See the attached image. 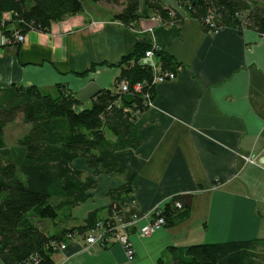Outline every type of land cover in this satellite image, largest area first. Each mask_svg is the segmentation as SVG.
<instances>
[{"label":"crops","instance_id":"0c3cea01","mask_svg":"<svg viewBox=\"0 0 264 264\" xmlns=\"http://www.w3.org/2000/svg\"><path fill=\"white\" fill-rule=\"evenodd\" d=\"M159 1L169 10L165 20L144 0L139 11L147 16L130 26L112 19L120 5L87 2L83 13L52 24L50 32H27L20 45L5 44L0 31V88L33 85L55 94L62 85L81 107L113 88L119 62L137 42L156 47L175 71L137 116L139 146L115 153L123 172L96 176L88 198L61 218L63 229L83 225L93 212L94 220L105 219L110 194L126 174L134 178L132 193L121 195L125 217L160 211L174 197L183 210L175 208L172 222L147 237L132 229V261L116 241L89 244L76 236L53 264H171L169 247L264 240V33L224 26L209 33L176 0ZM254 1L248 0L261 3ZM95 5L99 13L90 10ZM77 165L91 174L82 159ZM53 224L52 234L63 230L55 233Z\"/></svg>","mask_w":264,"mask_h":264},{"label":"trees","instance_id":"16d2710c","mask_svg":"<svg viewBox=\"0 0 264 264\" xmlns=\"http://www.w3.org/2000/svg\"><path fill=\"white\" fill-rule=\"evenodd\" d=\"M140 1L0 0V31L12 38L11 24L16 21L21 34L31 30L48 33L52 24L83 13L87 2L120 5L122 9L112 19L130 26L147 16L139 11ZM176 2L201 21L206 32L209 25L204 20L210 16L220 21L217 27L264 33V0L258 5H250L248 0ZM144 4L161 19L168 18L169 10L159 0H144ZM6 13L10 14L9 19H3ZM151 48L135 43L132 52L119 62L121 73L113 88L94 93L89 107H81L73 93L62 85L56 86L55 94L33 85L0 88V264H53V255L67 237H86L98 221L106 227L114 223L112 216L125 206L121 195L132 193L133 174H126L124 184L110 194L105 219L94 220L93 212L83 225L57 234L38 225L46 221L52 225L68 209L84 202L99 174L123 172L115 153L139 146L137 116L149 106L144 94L148 93L150 101L155 94L150 65L140 62ZM154 54L160 58L162 70L174 71L169 57L158 53L156 47ZM124 80L129 84L127 92L119 87ZM135 83L143 84L141 92H133ZM19 115L28 126L27 131L14 146H8L5 128ZM79 159L91 174L77 167L75 162ZM176 201L180 199L174 197L154 217H163L166 225L170 224ZM113 203L117 204L115 208ZM182 206L181 203L183 210ZM167 251L171 264H264V240L260 239L199 243L169 247ZM157 264L166 263L159 259Z\"/></svg>","mask_w":264,"mask_h":264},{"label":"built area","instance_id":"2783aa9c","mask_svg":"<svg viewBox=\"0 0 264 264\" xmlns=\"http://www.w3.org/2000/svg\"><path fill=\"white\" fill-rule=\"evenodd\" d=\"M11 16L10 14L6 13L3 15V19H9ZM205 24L209 25V33H215L218 29L216 26L217 24L214 22L213 18L210 16H207L204 20ZM95 24V22H92L91 25ZM13 41L15 43L23 44L26 40V34H21L18 30V28L14 29L13 34H12ZM8 39L5 38L4 41H7ZM154 48L152 47L150 50H147L145 52V57L148 58L151 63H150V68L152 72V84L156 86L158 83H162L165 80L168 79H173L175 77V71H164L161 69V63H160V58L154 54ZM120 89L122 92H127L129 89V84L127 81H122L120 83ZM143 88L142 83H135L133 85V92H141ZM144 100L148 103V105H151V101L149 99L148 93L144 94ZM243 159L245 161H251L249 156H243ZM116 203H113V207H116ZM175 207L177 209L181 208V203L176 201L175 202ZM121 207L120 209L117 210L116 213L112 216L113 219V224H108V226H104L102 221H98L95 223L94 228L89 231V233L86 236V242L89 244L93 243H107L110 241H116L119 242L123 245L125 248V253L127 256V259L131 261L133 259L134 251L133 248L129 242V235L132 229H136L138 234L142 237H147L154 233L156 230L159 228H162L163 226L166 225L165 220L163 217H155V218H150L149 221L146 222V224L142 226H137L138 222L141 219H148V217H151L152 215H157L159 214L160 211L153 212L152 214L150 213H133L131 214L130 217L125 218L123 215ZM52 246L55 247V244H52ZM66 244L65 243H60L58 246L57 250H63L65 249Z\"/></svg>","mask_w":264,"mask_h":264},{"label":"rangeland","instance_id":"374dc122","mask_svg":"<svg viewBox=\"0 0 264 264\" xmlns=\"http://www.w3.org/2000/svg\"><path fill=\"white\" fill-rule=\"evenodd\" d=\"M256 1H258V0H255L254 2H256ZM260 2H261V0H259ZM90 10L91 11H93V12H97V13H99L100 11H101V9L97 6V5H95V7H92V8H90ZM7 38V37H6ZM8 39V38H7ZM4 41V40H3ZM8 42H5L4 41V43L5 44H12V45H19L18 43H15L14 41H13V38H10V39H8L7 40ZM27 128H28V126L26 125V124H24V122L22 121V117H21V115H19L18 117H17V119L14 121V122H12V123H10L9 125H7V127L5 128V141H6V143H7V145L8 146H14L15 144H16V142L18 141V139L27 131ZM246 157V156H245ZM250 157V156H249ZM250 160L251 161H245L246 163H253V158L252 157H250ZM78 161L79 160H77L76 162H75V164H78ZM125 218H127V217H125ZM151 218H154V217H152L151 216ZM63 224L64 223H62V218L61 217H59L58 218V220H57V223H56V225L54 224V228H55V233H57V232H60L61 231V229L60 228H62L63 229ZM38 225L40 226V227H42V228H47V229H49V233L50 234H52L53 233V228H52V226H51V223L49 224V222H38ZM164 227V226H163ZM77 235H73L72 237H67L66 239H71V238H74V237H76ZM81 237H83V236H81ZM84 239L83 240H85V242H86V237H83ZM119 243V242H118ZM66 244V243H65ZM121 244V243H120ZM122 245V244H121ZM123 246V245H122ZM64 250V249H63ZM59 251V250H58ZM128 260V259H127ZM129 261V260H128ZM132 261V260H131Z\"/></svg>","mask_w":264,"mask_h":264}]
</instances>
